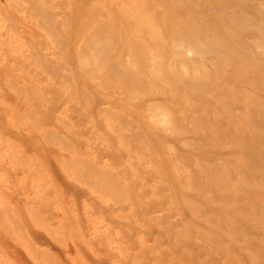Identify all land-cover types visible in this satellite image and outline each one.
Listing matches in <instances>:
<instances>
[{
  "label": "rangeland",
  "instance_id": "rangeland-1",
  "mask_svg": "<svg viewBox=\"0 0 264 264\" xmlns=\"http://www.w3.org/2000/svg\"><path fill=\"white\" fill-rule=\"evenodd\" d=\"M20 1L0 264H264V0Z\"/></svg>",
  "mask_w": 264,
  "mask_h": 264
},
{
  "label": "bare ground",
  "instance_id": "bare-ground-1",
  "mask_svg": "<svg viewBox=\"0 0 264 264\" xmlns=\"http://www.w3.org/2000/svg\"><path fill=\"white\" fill-rule=\"evenodd\" d=\"M11 1H12V0H11ZM21 1H23V0H21ZM21 1H20V2H21ZM37 2H38V1H37ZM37 2H36V4H37ZM17 3H18V2H17ZM29 3H31V1H30ZM38 3H39V2H38ZM11 4H12V3H11ZM14 4H15V3H14ZM20 4H21V3H20ZM25 4H26V3H25ZM27 4H28V3H27ZM27 4H26V6H27ZM15 5H16V4H15ZM15 5H14V6H15ZM29 5H30V4H29ZM19 7L21 8V6H19ZM19 7H18V8H19ZM43 7H44V6H43ZM18 8H16V10H17ZM20 8H19V9H20ZM35 8H36V7H35ZM36 9H37V8H36ZM31 10H33V9H31ZM37 11H40V9L37 10ZM33 12H34V10H33ZM46 13H47V11H46ZM48 13H49V12H48ZM32 14H34V13L31 12V15H32ZM42 14H43V12H42ZM11 15H12V14H11ZM39 15H40V13H39ZM44 15H45V14H44ZM44 15H42V16H44ZM46 15H47V14H46ZM35 18H36V17H35ZM41 18H42V17H41ZM43 20H44V19H43ZM26 21H27V20H26ZM45 21H46V19H45ZM40 22H41V21H40ZM9 23H10V22H9ZM15 23H16V22H15ZM28 23H29V22H28ZM41 23H42V22H41ZM44 23H45V22H44ZM48 23H49V22H48ZM53 23H54V22H53ZM7 24H8V23H7ZM33 24H34V23H33ZM38 24H39V23H38ZM42 26H43V25H42ZM6 27H7V26H6ZM33 27H34V26H33ZM25 29H27V28H25ZM43 31H44V30H43ZM45 31H46V30H45ZM44 34H45V33H44ZM46 34H47V33H46ZM11 36H12V34H11ZM17 36H18V35H17ZM30 36H31V35H30ZM15 37H16V36H15ZM31 37H32V36H31ZM31 37H30V38H31ZM11 39H12V38H11ZM34 39H36V38H34ZM16 40H17V39H16ZM31 41H32V40H31ZM34 41H35V40H34ZM22 42H23V41H22ZM22 42H21V43H22ZM25 42H26V41H25ZM27 43H28V42H27ZM35 43H36V41H35ZM32 44H33V43H32ZM32 44H31V45H32ZM31 45H30V46H31ZM32 46H33V45H32ZM37 46H39V45H37ZM39 48H40V47H39ZM35 49H36V48H35ZM12 50H13V49H12ZM23 50H24V48H23ZM39 50H40V49H39ZM23 52H24V51H23ZM34 52H35V51H34ZM24 53H25V52H24ZM20 54H21V53H20ZM20 54H19V56H20ZM34 54H35V53H34ZM45 55H46V54H45ZM45 55H44V56H45ZM36 56H37V55H36ZM22 57H23V56H22ZM32 57H33V56H32ZM29 58H30V57H29ZM29 58H28V59H29ZM47 58H48V57H47ZM40 59H41V57H40ZM40 59H39V60H40ZM23 60H24V59H23ZM41 60H43V58H42ZM44 60H45V59H44ZM28 61H29V60H28ZM37 62H38V61H37ZM10 63H11V62H10ZM40 63H41V62H40ZM12 64H13V63H12ZM44 65H45V64H44ZM53 67L55 68V66H53ZM49 69H50V68H49ZM54 70H55V69H54ZM23 72H24V70H23ZM49 72H50V71H49ZM49 72H48V73H49ZM54 72H55V71H54ZM50 75H51V74H50ZM62 76H63V75H62ZM26 77H27V76H26ZM52 77H53V76H52ZM28 79H30V78H28ZM61 80H63V79H61ZM13 83H14V82H13ZM39 88H40V87H39ZM14 103H15V102H14ZM1 104H2V102H1ZM8 105H9V104H8ZM11 110H12V109H11ZM13 112H14V111H13ZM32 112H33V111H32ZM20 113H21V112H20ZM25 114H27V113H25ZM17 116H19V115H17ZM17 116H16V117H17ZM33 117H34V116H33ZM20 118H21V117H20ZM38 118H40V117H38ZM56 118H57V117H56ZM20 120H21V119H20ZM33 120H34V122H35V119H33ZM31 121H32V120H31ZM38 121H39V120H38ZM65 121H66V120H65ZM21 123H22V122H21ZM24 123H25V122H24ZM31 123H32V122H31ZM36 123H37V122H36ZM25 124H26V123H25ZM66 124H67V123H66ZM67 127H68V126H67ZM68 130H69V129H68ZM68 130H67V131H68ZM70 130H71V129H70ZM38 133H39V132H38ZM43 133H44V132H43ZM52 133H53V132H52ZM52 133H50V134H52ZM69 133H70V132H69ZM72 133H73V132H72ZM40 135H41V134H40ZM42 135H43V134H42ZM45 135H46V134H45ZM43 136H44V135H43ZM5 140H6V139H5ZM47 140H48V139H47ZM56 140H58V139H56ZM44 141H45V140H44ZM59 141H60V140H59ZM45 142H46V141H45ZM48 142H50V141H48ZM51 142H52V141H51ZM46 143H47V142H46ZM52 143H53V142H52ZM63 144H64V143H63ZM65 144H67V143H65ZM47 145H48V144H47ZM70 145H71V144H70ZM63 147H64V145H63ZM9 151H10V150H9ZM15 151H16V150H15ZM18 151H19V150H18ZM13 153H14V152H13ZM8 154H9V153H8ZM10 154H11V153H10ZM16 155H17V154H16ZM8 156H9V155H8ZM25 157H26V156H25ZM73 157H74V156H72V158H73ZM22 158H23V157H22ZM11 159H12V158H11ZM73 160H74V159H73ZM80 161H81V160H80ZM9 162H10V161H9ZM37 163H38V162H37ZM64 164H65V163H64ZM83 165H85V164H83ZM91 165H92V164H91ZM84 171H86V170H84ZM88 171H89V170H88ZM85 173H86V172H85ZM85 173H84V174H85ZM91 173H92V172H91ZM96 174H97V173H96ZM1 175H2V174H1ZM78 175H79V174H78ZM85 175H86V174H85ZM89 175H91V174H88L87 177H89ZM83 176H84V175H83ZM85 177H86V176H85ZM97 177H98V176H97ZM21 179H22V178H21ZM76 179H77V177H76ZM2 180H3V179H2ZM51 180H52V178H51ZM83 180H84V179H83ZM102 180H103V179H102ZM21 181H22V180H21ZM79 181H80V180H79ZM111 181H114V180H111ZM86 182H87V181H86ZM94 182H95V181H94ZM104 182H105V181H104ZM17 183H18V182H17ZM95 183H96V182H95ZM96 185H97V184H96ZM103 185H104V184H103ZM49 186H50V185H49ZM51 186H52V185H51ZM87 186H88V185H87ZM53 187H54V185H53ZM102 187H103V186H102ZM105 187H106V186H105ZM101 189H102V188H101ZM10 191H11V190H10ZM102 191H103V190H102ZM112 191H114V190H112ZM37 192H38V191H37ZM106 192H108V191H106ZM38 193H39V192H38ZM102 193H105V192L103 191ZM112 193H113V192H112ZM35 194L37 195V193H35ZM113 194H114V193H113ZM116 194H117V193H116ZM116 194H115V195H116ZM105 195H106V194H105ZM110 195H111V194H110ZM115 195H114V196H115ZM112 197H113V196H112ZM118 198H119V197H118ZM39 199H40V198H39ZM41 199H42V198H41ZM111 199H113V198H111ZM114 200H115V199H114ZM25 201H26V200H25ZM120 201H121V200H120ZM57 204H58V203H57ZM57 204H56V205H57ZM119 204H120V203H119ZM59 206H60V205H59ZM65 206H66V205H65ZM67 206H69V205H67ZM31 207H32V206H31ZM29 208H30V207H29ZM67 208H68V207H67ZM60 209H61V208H60ZM68 209H69V208H68ZM7 210H8V209H7ZM27 210H28V209H27ZM33 210H34V209H33ZM57 210H58V209H57ZM28 211H29V210H28ZM0 212H2V211L0 210ZM32 212H33V211H32ZM62 212H63V211H62ZM69 212H70V211H69ZM122 214H123V213H122ZM14 215H15V214H14ZM124 215H125V214H124ZM12 216H13V215H12ZM38 216H39V215H38ZM38 216H36V217H38ZM3 217H4V215H3ZM72 217H73V216H72ZM121 217H122V215H121ZM6 218H7V217H6ZM11 218H12V217H11ZM65 218H67V216H66ZM75 218H76V217H75ZM75 218H74V219H75ZM13 219H14V218H13ZM15 219H16V218H15ZM72 219H73V218H72ZM125 219H126V218H125ZM36 220H37V218H36ZM1 221H2V220H1ZM8 221H10V220H8ZM13 221H14V220H13ZM34 221H35V220H34ZM38 221H40V220H38ZM2 222H3V221H2ZM11 222H12V221H11ZM67 222H68V221H67ZM76 222H77V221H76ZM19 223H20V222H19ZM19 223H18V224H19ZM42 223H43V222H42ZM77 223H78V222H77ZM39 224H40V223H39ZM13 225H15V224H13ZM15 226H16V225H15ZM17 226H18V225H17ZM21 226H22V225H21ZM10 227H11V226H9V228H10ZM19 227H20V226H19ZM22 227H23V226H22ZM75 227H76V226H75ZM13 228H14V227H13ZM45 228H46V227H45ZM47 228H48V226H47ZM47 228H46V229H47ZM61 228H62V227H61ZM5 229H6V227H5ZM78 229H79V228H78ZM23 230H24V229H23ZM6 231H7V230H6ZM102 232H103V231H102ZM8 233H9V232H8ZM17 233H18V232H17ZM17 233H15V234H17ZM20 233H21V232H20ZM51 233H52V232H51ZM103 233H104V232H103ZM106 233H107V232H106ZM18 234H19V233H18ZM80 234H81V233H80ZM19 235H20V234H19ZM23 235H24V234H23ZM50 235H52V234H50ZM98 235H99V234H98ZM109 235H110V234H109ZM14 236H15V235H14ZM82 236H83V235H82ZM93 236H94V235H93ZM20 237H21V236H20ZM25 237H27V236H25ZM55 238H59V237H55ZM80 238H81V237H80ZM100 238H101V237H100ZM108 238H109V237H108ZM85 239H86V238H85ZM106 239H107V238H106ZM110 239H111V238H110ZM23 240H25V239H23ZM27 240H28V237H27ZM57 240H58V239H57ZM61 240H62V239H61ZM59 241H60V239H59ZM85 241H86V240H85ZM16 242H17V241H16ZM30 242L33 243L31 240H30ZM64 242H65V241H64ZM18 244H19V242H18ZM21 244H22V243H21ZM21 244H19V245H21ZM84 244H85V243H84ZM28 245H31V244H28ZM32 245H33V244H32ZM87 245H88V244H87ZM90 245H91V244H90ZM121 245H122V244H121ZM92 246H93V245H92ZM109 246H110V245H109ZM24 248H25V247H24ZM120 249H121V248H120ZM26 250H27V249H26ZM26 250H25V251H26ZM44 250H45V249H44ZM125 250H126V249H125ZM125 250H124V254H125ZM32 251H33V250H32ZM130 251H131V250H130ZM130 251H129V252H130ZM1 252L3 253V251H1ZM44 252H45V251H44ZM44 252H43V254H41V255H44ZM122 252H123V249H122ZM137 252H138V251H137ZM2 253H1V254H2ZM45 253H46V252H45ZM138 253H140V252H138ZM32 254H33V253H32ZM122 254H123V253H122ZM124 254H123V255H124ZM44 256H45V255H44ZM125 256H126V255H125ZM127 256H129V255H127ZM153 256H154V255H153ZM156 256H157V254H156ZM29 257H30V256H29ZM40 257H41V256H39V258H40ZM42 257H43V256H42ZM42 257H41V258H42ZM134 257H135V256H134ZM155 258H156V257H155ZM35 259H36V257H35ZM123 259H124V257H123ZM125 259H126V258H125ZM127 259H128V258H127ZM43 260H44V259H43ZM79 261H80V260H79ZM114 261H115V260H114ZM117 261H119V259H118ZM117 261H115V262H117ZM53 262H54V261H53ZM152 263L154 264V262H152ZM156 264H157V263H156Z\"/></svg>",
  "mask_w": 264,
  "mask_h": 264
}]
</instances>
